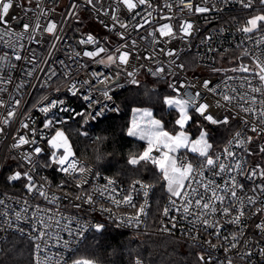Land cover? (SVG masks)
<instances>
[{
  "label": "built area",
  "instance_id": "2783aa9c",
  "mask_svg": "<svg viewBox=\"0 0 264 264\" xmlns=\"http://www.w3.org/2000/svg\"><path fill=\"white\" fill-rule=\"evenodd\" d=\"M18 2L22 7L14 4L9 13L8 27L16 34L23 33V36L20 39H17L16 35L5 36L4 40L0 41V57L5 54L8 56L7 61L0 60V78L11 80V83H0V87L6 89L0 92V100L8 106L7 108L0 107V127L4 129L0 132V182L5 177L8 183V176L16 171L22 173L31 171L36 185L43 186L42 190L47 193L48 198L41 197L35 190L29 192L25 188L27 180L23 178L9 182L15 194L0 191V200L4 201V204L0 205V250L10 236L17 235L32 244L33 264H37V261L40 264H70L88 237L92 233H100L93 226L101 223L105 225L104 229L107 225H111L124 232L153 233L179 240L197 249L199 255L203 254L206 258L211 255V264H227L228 259H231L232 264H264V257L259 255V248L264 247V233L256 229V225L264 221V214L254 215L257 207L264 208V194L255 193L257 199L255 206L247 204V197L253 195V187L264 183V180L259 177L254 180L247 179L248 171L256 168L257 165L264 169V152L260 151V148L264 147V126L257 124L258 132H252L251 124L256 122V117L249 116L251 123L245 125L242 122L245 113L231 105L229 111L223 107L218 108L217 100L220 97L202 87L203 81L210 80L212 81L211 87L219 86L221 91L236 88L239 90L236 95L239 96L249 91L248 84L244 83L245 80L258 84V80L252 76L251 72L243 73L233 71V69L239 68L241 64L249 66L250 69L255 68L252 62L253 53L264 58V47L257 48L254 44L256 39L264 36V28L247 35L239 31L250 16L264 13V6L260 5L259 0H254L253 9H243L238 0H229L227 4L222 3L221 0H207V3L205 0H192L193 8L200 5L212 9L202 14L187 10L180 11L183 5L179 3V0H148L145 5H140L132 13L127 12L121 6L118 15L121 22L128 24L127 30L119 27L115 30L105 28L104 24L99 21L103 20L110 24L109 16L100 15L97 19V12L86 6L85 0H31V3L29 0H18ZM111 3L112 0H104V7L107 8ZM167 4H172L171 10L166 7ZM73 5H76L75 9ZM25 8L31 10L25 13ZM73 12L74 14L70 15ZM149 13L151 15H148ZM162 17H171V19ZM145 20L150 22L144 23ZM184 20L191 21L194 25L193 35L187 38L186 43L179 38V26ZM37 21L40 24V30L33 31ZM49 21L57 23L56 35L60 37L59 40L43 33V28ZM24 23L32 25L27 33L22 27ZM164 23H171L177 32V38L172 39L170 43L167 42V38H161L157 31ZM138 24L144 26L137 29ZM4 31L5 28L0 26V32ZM117 32H123L126 39L121 40ZM89 33L99 41L100 45L108 49L109 53L127 44L128 47L124 50L131 53L128 65L117 64L107 67L87 57H75V52H82L85 48L93 50L97 46L78 43ZM248 36H251V39ZM207 37L210 39H206ZM133 40L136 41L135 47L131 45ZM9 44L19 52L21 60L14 59L13 47ZM21 45H23L22 48ZM161 49H176L177 55L167 56ZM33 54L35 55L34 61L32 60ZM102 55L106 56V54ZM189 55H193V61L196 64L193 73L186 68ZM218 57H223L226 63L232 62L223 64L219 68ZM60 61H64V65H61ZM181 64L184 65L182 69L178 67ZM159 67H163L164 72L153 75L152 73ZM53 69L56 75L49 79V74ZM29 71H32L31 76L27 75ZM93 71L110 79L101 83L91 76ZM127 72H133L134 76L129 77ZM229 77L232 79H228ZM144 78L165 83L169 89L170 98H184L185 93L194 95L199 91V103L209 104L208 111L214 116L229 115L230 121L227 126L235 125L233 134L213 157L221 155V162L234 164V161L230 158L224 159L222 155L224 148L230 147L231 151L237 153V159L244 166L245 174L237 175L236 172H232L215 175L214 171L202 167L203 160H201L193 164V176L185 182L186 191L189 188H195L199 193H204V189L200 184L191 181L199 180L202 183H208L212 180L215 185L223 186L229 175H235L237 183L243 185L242 190L237 189V197L244 201L245 211L240 225L232 224L231 217L220 214L222 208L228 203L227 199L223 205L217 203V213L209 217L211 222H218L222 226L219 238H217L215 228L205 230L200 222L199 212L201 210L197 209L194 204L188 214L183 212L184 200L187 197L177 200L170 196L159 216L152 220L155 192L153 184L140 180L152 185L149 196L145 198L139 185L133 189L132 185L136 180L126 183L99 171L94 164L78 157L69 141L66 127L75 121L81 120L83 126L92 129L105 119L120 117L123 109L118 96L129 86L134 85L131 83L132 79L139 82ZM84 81L90 83L84 84ZM74 82L79 89L77 96H72L68 91ZM173 84L179 91L170 87ZM181 84L184 87H181ZM57 88L59 91L56 90ZM105 90H108L111 99L104 96ZM89 94L93 101H97L96 103L83 99L84 95ZM44 97H47V100H44ZM53 99L63 100L64 104L60 107H65L69 111H60L58 107L45 114L38 110L43 104ZM14 100L20 101L19 106L12 104ZM257 107L260 105L258 104ZM12 109L15 110V116L8 125H4L2 120L7 110ZM78 112L85 113V115L77 116ZM194 113L204 124L213 129L225 126L210 125L198 113L195 111ZM233 116L236 118L232 119ZM49 119L53 120V125L44 128V123ZM56 121L64 122L57 123ZM22 122H27L29 129H36V143L13 148L12 145L16 142L18 135L27 134L29 139L32 138L29 129L21 127ZM56 130L63 131L68 138L77 166L86 169L83 179H86L87 183L83 185V188L76 187L77 183H83L82 179L74 180L71 176L58 172L55 165L45 167L53 151L48 141L55 135ZM236 132H240L242 138L245 139L251 136V142L243 147L230 146L228 141L233 139ZM94 139L97 137L95 136ZM36 146L41 147L43 151L39 156L33 155L36 164L33 168L23 160V153L32 151ZM60 152L57 154L59 155ZM162 153V149H154L152 155L159 158ZM176 158L179 165L191 163V158L187 154L180 153ZM200 171L204 172L203 177L198 175ZM108 180H113L114 183L108 185ZM101 192H104L103 196L100 195ZM128 194L133 197L131 204L122 202L123 197ZM87 195H92V204L84 202ZM204 195L207 198L209 193H204ZM77 196L81 199L77 200ZM53 197L57 199L53 200ZM195 198L198 197H192V199ZM145 199H147L146 215L140 217L138 227L134 220L129 225L127 221L136 216L138 208L144 204ZM172 200H176V203L173 204ZM115 201L121 202L116 203ZM77 204L80 206L76 207ZM165 208L169 210L167 216L164 215ZM233 208L232 215L234 216L240 204L234 201ZM16 213H20L19 220L16 219ZM9 220L12 221L11 226H9ZM40 221H43V224ZM121 221L124 223L117 227V223ZM173 224L175 228L172 227ZM39 232H45L46 235L37 239ZM233 234L239 237L240 242L237 248L225 252V248H230L233 242L231 239ZM193 236L197 237L195 241L192 239ZM224 237L228 239L225 240ZM208 241L217 247L212 248L207 243ZM37 244L40 245L39 254L36 251ZM248 251L252 255L245 257L243 254ZM139 260L145 264L141 259Z\"/></svg>",
  "mask_w": 264,
  "mask_h": 264
},
{
  "label": "snow or ice",
  "instance_id": "6c2138e0",
  "mask_svg": "<svg viewBox=\"0 0 264 264\" xmlns=\"http://www.w3.org/2000/svg\"><path fill=\"white\" fill-rule=\"evenodd\" d=\"M148 2V0H112V3L108 5L107 8L104 7V0H85V4L88 7H91L97 12V19H99L100 15L109 16V19L111 23H106L103 20H100L99 22L104 24V27L109 30H115L117 27L127 30L128 24L121 22L120 16L118 13L120 12L121 6L127 10V12L132 13L135 9H137L140 5H145ZM222 3L227 4L229 0H221ZM239 4L243 9H253L254 0H238ZM29 3H31V0H29ZM179 3L183 5V7L180 9V11L187 10L188 12H195L197 14L207 13L211 11L207 6H200L197 5L195 8H193L192 0H179ZM205 3H207V0H205ZM259 3L261 6H264V0H259ZM14 4H16L17 7H22V5L19 4L18 0H0V26H3L5 28L4 32H0V41L4 40L5 36H11L16 35L17 39L22 38L23 33L16 34L14 33L11 28L8 27L10 23L9 13L10 10L13 8ZM99 6V7H98ZM39 7V5H37ZM73 9H75L76 5L72 6ZM166 7L171 10L172 4H167ZM31 9L25 8L24 11L27 13V11H30ZM74 14L70 13V15ZM136 15H139V13H136ZM148 15H151L149 13ZM163 19H171V17H162ZM150 21L145 20L144 23H149ZM143 24H138L136 27L137 29L143 27ZM23 30L25 33L29 31V29L32 27V25L28 23H24L22 25ZM57 23L55 21H49L47 25L43 28V33H47L49 35H52L55 37L56 40H59L60 37L56 35L57 30ZM261 28H264V13L256 14L253 16H250L246 21L244 26H242L239 31H241L244 34H252L254 32H258ZM40 30V24L37 21L35 24V27L33 28V31H39ZM159 36L161 38H167V42L170 43L172 39L177 38V32L174 30L173 25L171 23H164L157 29ZM194 31V25L191 21L184 20L179 26V38L182 42H187V38L191 37L193 35ZM117 35L120 36L121 40H125V34L123 32H117ZM31 38V37H30ZM249 39H251V36H248ZM206 39H210V37H207ZM5 43H8L7 41H4ZM78 43L80 45H97L93 48V50H88L85 48L82 52H75V57H87L95 61L96 63L100 65H105L107 67H111L112 65H124L127 66L129 62V57L131 55L130 51L124 50L128 47L127 44L122 45L120 47H117L114 52L109 53L108 49H106L104 46L99 44V41L91 34H87L86 37L81 38ZM254 44L257 48L264 47V36H260L258 39L254 41ZM132 47H135L136 41H131ZM10 47H13L11 44H9ZM21 48L23 45L20 46ZM161 51H165V54L167 56H176L177 50L176 49H169L164 50L161 49ZM13 53H14V59L15 60H21L22 57L19 54L18 51L13 47ZM106 54V56L102 55ZM247 51H245V55H247ZM253 55V64L255 65V68L250 69L249 66L241 64L239 68L233 69V71H240L243 73H249L251 72L252 76L258 80V84H253L251 80H245L244 83L248 84L249 91L244 92L243 94H240L239 96L236 95L238 93V89L236 88H229L228 90L221 91L219 90V86L211 87L212 81L205 80L203 81L202 87L204 89H207L209 92H213L216 95L220 97V99L217 100V107H223L226 111H229V106H234L240 109L243 113H245V117L243 118L242 122L245 125L250 124L248 117L254 116L256 117V122L251 124V131L252 132H258L257 124L264 126V58H262L260 55H256L255 53ZM99 58V59H97ZM147 59H150L151 57H145ZM0 60L7 61L8 56L5 54L3 57H0ZM32 60H35V55L33 54ZM61 65H64V61H60ZM179 68H183L184 65H178ZM35 70V66L33 68V71ZM151 71V69L149 70ZM164 72L163 67H159L153 72V75H158L160 73ZM27 75L31 76L32 71H29ZM56 72L53 69L49 74V79H51L52 76H55ZM127 75L129 77H133V72H127ZM91 76L98 80L101 83H104L106 80H109V77L103 76L101 73H97L96 71L91 72ZM228 79H232L229 77ZM0 83H11V80H3V78H0ZM84 84L90 83L89 81H84ZM132 84H138V81L135 79L131 80ZM243 86V84L241 85ZM175 91H179V89L175 88V85H170ZM181 87H184L183 84H181ZM191 87V85H189ZM6 89L3 87H0V92L5 91ZM59 91V89H56ZM68 91L71 93L72 96H77L79 89L77 88V84L74 82L72 83L71 87L68 89ZM104 96L108 99H111V96H109L108 90L104 91ZM200 98V92L197 91L194 95L190 93H185L184 98H170L165 97L164 103L169 108H175L179 112V118L176 120V124L181 129L180 132L176 133L175 135L169 134L167 131H164L161 126V121L159 120H152L150 119L148 121V125L146 127H141L140 124H138L135 120L132 123V126L128 129L127 135L130 137L139 136L141 140H147L148 146L143 150V152L139 154H132L129 156L127 163L128 165L132 166L133 168H136L137 166H140L143 164H153L157 166L159 171L163 175V179L167 182V191L170 194L171 197L178 199H181L182 197H187V199L184 200V207L183 212L185 214H188L190 212V208L194 204L195 207L199 210V216L201 217V223L204 226L205 230L207 228H215L216 229V235L217 238H219L220 228L222 227L219 225V223L211 222L209 217L215 213H217L218 209L216 207V204L219 203L221 205L224 204L225 200L227 199L228 203L226 206L222 208V211H220V214L223 216L231 217V223L234 225H240L242 221V217L245 216L244 211V201L240 200L237 197V189H243L242 184L237 183V179L235 175H229L228 179L225 180L224 185H215V182L210 180L208 183H202L199 180L191 181L195 182L197 184H200V186L204 189V193H209L207 198L205 197L204 193H199L195 188H189L188 191H186V185L185 181H188L190 177L193 176L194 168L191 163H184L178 166L177 160L175 158L174 153H176L181 148H187L189 144H192L191 151L193 153H198L200 157L203 158V168H206L210 171H214L215 175H221L224 173H232L236 172L237 175H244V166L242 163L237 159V153L230 150V147H225L223 150V158L224 159H231L234 161V164H225L221 162L222 156L217 155L215 158L209 154V149L212 148V144L209 142V132L207 128L201 126L199 136L195 141L189 140V135L183 129L186 127L188 122L192 119L191 115L189 114V109H194L196 113H198L201 117H203L204 121H206L210 125H225L227 126L230 121L229 115H222V116H214L211 114L208 109L210 107L207 103H199ZM83 99L85 101H89L90 103H96L97 101H93L91 95H84ZM44 100H47V97H44ZM223 102V103H222ZM12 104L15 106H19L20 101L14 100L12 101ZM64 104L63 100L59 99H53L48 101V103L43 104V106L39 107V111L42 113L47 114L51 109H56L59 107L60 111H69L65 107H60ZM260 105V107H257V105ZM0 107L7 108L8 106L5 104L3 100H0ZM139 112V109L135 110ZM102 114V113H98ZM77 116H84L85 113H76ZM144 116L151 117L150 112H144ZM238 115V113H237ZM15 116V110H7L6 115L4 116L2 123L4 125H8L10 123V120ZM232 119H235L236 116L231 117ZM57 123H63L64 121H56ZM53 125V120L49 119L47 120L43 127L49 128ZM21 127L23 129H29V124L27 122H22ZM4 129L0 127V132H3ZM29 132L31 134V139H29L27 134H21L18 135V138L16 139V142L12 145L13 148H21L24 145L29 144H35V135H36V129L31 128L29 129ZM252 137L248 136L246 139L242 138L240 132H236L233 139L228 141V144L235 145L236 147H243L246 143L251 142ZM48 144L53 149L48 163L45 165V167H51L52 165L57 166L56 170L62 174H65L67 176H71L74 180L76 179H82L83 183H77V188H83V185L87 183L86 179H83V174L86 172V169L84 167H78L77 161L73 159L74 153L71 149V146L68 142V138L65 136L64 132L61 130H56L55 135L48 141ZM166 149V151H163L162 155L159 158H156L152 155L154 149L160 150V149ZM62 149V152L60 150ZM43 149L39 146H36L32 149L30 152L23 153V160L27 162L29 165H31L33 168L36 167V164L33 160V155L39 156L42 153ZM261 152H264V147L260 148ZM60 152L58 155L57 153ZM251 154V153H249ZM218 169V170H217ZM200 177L204 176V172L200 171L198 173ZM261 178L264 180V169H261L259 165L256 166V168H253L248 171L247 173V179L254 180L255 178ZM26 179L27 184L25 185V188L29 191H37L38 194L41 197H44L47 199V193L42 190L43 186H37L34 177L29 172H20L16 171L12 173L10 176H8V181L15 182L20 179ZM190 182V183H191ZM114 183L113 180H108V185H112ZM136 185H139V188L143 190V196L147 198L149 196V190L151 189L152 185L143 183L140 180H136L132 187L133 189L136 188ZM63 186V185H61ZM253 195L247 197V204L251 206H255L257 204V199L255 196V193L259 192L261 194H264V183L255 185L252 189ZM101 196L104 195V192L100 193ZM193 196H196L198 198L192 199ZM57 199L56 197H53V200ZM77 200H80L81 197L77 196ZM132 195L128 194L123 197L122 202L131 204L132 202ZM238 202L240 204V208L236 210V214L233 216L232 213L234 211L233 208V202ZM85 203L92 204L93 203V197L92 195H87L84 199ZM116 203H120L121 201H115ZM172 203L175 204L176 200H172ZM4 204V201L0 200V205ZM80 205H76V207H79ZM134 206V205H133ZM146 207H147V199H145L144 204H142L136 213L135 217L129 218L127 223L131 225L132 221L134 220L136 222V226L138 227L140 224V217L142 215H146ZM107 211V209H105ZM168 209L165 208L164 215H168ZM179 211V209H177ZM256 214H264V208H256V211L254 215ZM7 215V213H5ZM20 213H16V219L19 220ZM174 219V218H173ZM9 226H11L12 221H8ZM41 224H43V221H40ZM124 223V221H121L117 223V227H120L121 224ZM195 223V221H194ZM97 232H102L104 230L105 225L101 223H97L93 226ZM173 228H175V224L172 225ZM256 229L264 233V221H261L256 225ZM165 231H168V229H165ZM45 232H39V235L37 236V239H41L43 236H45ZM192 239L195 241L197 237L193 236ZM225 240L228 239V237H224ZM232 243L230 245V248H225V252L229 251L230 249L237 248L239 244V237L236 234H233L232 237ZM212 248H216L217 246L215 244H211V241H208ZM36 251L37 254L40 252V245H36ZM245 257L251 256L252 253L250 251L245 252L243 254ZM259 255L264 257V247L259 248ZM198 260L200 261V264H211L212 257L209 255L207 258L205 255L201 254L198 256ZM37 264H40L39 261H37ZM75 264H86V262L77 261ZM135 264H142V262L137 259L135 261ZM227 264H232L231 259H228Z\"/></svg>",
  "mask_w": 264,
  "mask_h": 264
},
{
  "label": "trees",
  "instance_id": "16d2710c",
  "mask_svg": "<svg viewBox=\"0 0 264 264\" xmlns=\"http://www.w3.org/2000/svg\"><path fill=\"white\" fill-rule=\"evenodd\" d=\"M186 68L193 73L196 64L193 55H189ZM170 92L165 83L144 78L129 86L118 96L123 109L120 117L108 118L96 127L88 129L81 120L66 127L67 136L78 157L94 164L96 168L118 180L129 183L134 180L149 182L155 186L152 204V220L161 213L170 197L165 196L162 173L157 166L143 164L133 168L127 160L132 154H139L146 144L127 135L130 115L135 108L152 111L166 130L176 132L178 114L164 103ZM185 127L193 137L205 124L194 113ZM230 133H211L209 139L213 144V155L220 150L235 131V125H229ZM218 129V128H217ZM216 130V129H215ZM95 136L97 139H94ZM1 179L0 191L15 194L11 184ZM198 250L179 240L155 235L153 233L124 232L111 225L100 233H92L72 260H91L96 264H134L141 259L145 264H200ZM0 264H33L32 244L17 235L9 237L0 250Z\"/></svg>",
  "mask_w": 264,
  "mask_h": 264
},
{
  "label": "rangeland",
  "instance_id": "374dc122",
  "mask_svg": "<svg viewBox=\"0 0 264 264\" xmlns=\"http://www.w3.org/2000/svg\"><path fill=\"white\" fill-rule=\"evenodd\" d=\"M232 61H229L228 63H226V62H224L223 61V57H218V67L220 68V67H222V65L223 64H230ZM168 107V106H167ZM169 108V107H168ZM137 109H139V112H137V111H135V110H137ZM169 109H173L178 115V118H179V112H178V110L177 109H175V108H169ZM144 112H150L151 113V117H147V116H144L143 115V113ZM189 114L192 116L193 114H194V111L190 108L189 109ZM150 119H152V120H159L158 118H156L155 116H154V114L152 113V111L151 110H149V109H144V108H135V109H133V111L131 112V115H130V124H129V128L132 126V123H133V121L135 120L138 124H140L141 125V127H146L147 125H148V121L150 120ZM160 121V120H159ZM161 126H162V128H163V130L164 131H167L169 134H171V135H175L176 133H178V132H180L181 131V129L179 128V130H177L176 132H170L169 130H166L165 128H164V125H163V123L161 122ZM178 126V125H177ZM179 127V126H178ZM203 127H205V128H207V130H208V132H209V137H210V135H211V133H213V134H215V133H218V134H225V133H230V130H229V126H220L218 129H213V128H211L210 126H208L207 124H205ZM183 131H185L186 133H188V135H189V140L190 141H195L197 138H198V136H199V132L196 134V136L195 137H193V135H192V133H191V131H189V130H186L185 128L183 129ZM67 133V132H66ZM133 138H136L137 140H140V141H142V142H144L145 144H146V147L148 146V143H147V140H141L140 138H139V136H134ZM209 142H210V139H209ZM211 143V142H210ZM212 144V143H211ZM191 147H192V144L190 143L189 144V146L187 147V148H181V149H179L176 153H174V154H172V155H174L175 156V158L177 157V155H179L180 153H184V154H187L190 158H191V164L193 165V164H195L196 162H199V161H201V160H203V158L202 157H200L199 155H198V153H193L190 149H191ZM212 148H213V144H212ZM212 148L211 149H209V154L210 155H212L213 156V152H212ZM162 149V148H161ZM163 151H166V149H162ZM176 160H177V164H178V166H179V161H178V159L176 158ZM162 177H163V175H162ZM162 182H164V192H165V196L166 195H168V196H170V194L168 193V191H167V182L163 179L162 180ZM77 261H82V262H86V264H96V263H94L93 261H91V260H87V259H79V260H77ZM77 261H73V262H71L70 264H75V262H77Z\"/></svg>",
  "mask_w": 264,
  "mask_h": 264
},
{
  "label": "crops",
  "instance_id": "0c3cea01",
  "mask_svg": "<svg viewBox=\"0 0 264 264\" xmlns=\"http://www.w3.org/2000/svg\"><path fill=\"white\" fill-rule=\"evenodd\" d=\"M189 122H190V121H189ZM189 122H188V124H189ZM188 124H187V125H188ZM187 125H186V126H187ZM185 182H186V181H185Z\"/></svg>",
  "mask_w": 264,
  "mask_h": 264
}]
</instances>
